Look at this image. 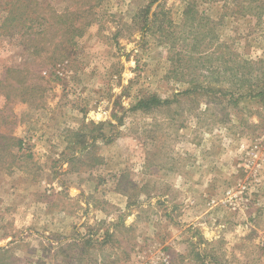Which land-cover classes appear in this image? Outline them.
<instances>
[{
  "label": "rangeland",
  "instance_id": "374dc122",
  "mask_svg": "<svg viewBox=\"0 0 264 264\" xmlns=\"http://www.w3.org/2000/svg\"><path fill=\"white\" fill-rule=\"evenodd\" d=\"M84 1L0 29V264H264V0Z\"/></svg>",
  "mask_w": 264,
  "mask_h": 264
},
{
  "label": "trees",
  "instance_id": "16d2710c",
  "mask_svg": "<svg viewBox=\"0 0 264 264\" xmlns=\"http://www.w3.org/2000/svg\"><path fill=\"white\" fill-rule=\"evenodd\" d=\"M157 1L158 0H151L150 4H154ZM9 5L10 8L7 9L8 16L1 24L0 29L3 28L5 29V31L15 30V32H23V35H25L23 45L25 46L26 51L28 52L30 57L40 58V65L38 64V66L40 67L44 66V64L46 63L45 60L51 61L53 59V63H55L56 60L59 61L60 56L56 57L58 48L63 45L71 46V44H73L74 38L76 36H79L83 29L81 24L78 25V20L83 17V15L81 14L83 11V7L86 6L84 0H79L77 2V7H75L74 10H69L64 14L58 13L49 6H47L46 8L40 7V5L34 0H16V2L13 1ZM40 20L43 21L44 24H36ZM46 26L50 30L54 29L56 34L63 31V34H68L71 37L66 41L59 40L58 42L56 41L55 37L52 39H45V37L41 36H43L47 31L45 30ZM44 27V31L41 30V32H39L40 28ZM14 72L19 75L18 77L20 78V80H12L9 82L6 81L5 84L7 83V86L10 85L15 87L16 83L18 86L14 88L15 90L23 89L25 87L24 83L26 82L29 75L33 74V71L25 68L24 70H13V73ZM0 84H2V82ZM29 88L30 86H27V90ZM153 104L158 106L162 104V101L157 97H151L146 101L139 102L137 107L141 109H147ZM8 139L11 141H16V143L14 142L13 145L21 148L22 140H16V138H8L5 134L0 133V141ZM3 149L6 151V145ZM0 155H2V153ZM0 158L2 157L0 156Z\"/></svg>",
  "mask_w": 264,
  "mask_h": 264
}]
</instances>
